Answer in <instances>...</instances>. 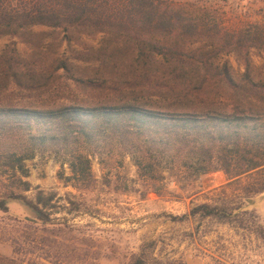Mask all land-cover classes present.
<instances>
[{
    "label": "trees",
    "instance_id": "trees-1",
    "mask_svg": "<svg viewBox=\"0 0 264 264\" xmlns=\"http://www.w3.org/2000/svg\"><path fill=\"white\" fill-rule=\"evenodd\" d=\"M34 25L104 33L113 44L97 51L121 59L124 73L107 91L74 77L103 93L44 101L11 87L14 77L20 80V61L0 55V171L23 190L38 191L34 200L6 193L1 212L9 215L10 202L19 200L45 229L64 224L48 211L54 194L24 179L30 175L27 162L42 153L68 166L70 174L61 172L60 178L76 188L94 184L95 157L106 165L114 156H130L147 189L158 195L166 183L185 189L190 180L223 170L228 185L237 187L234 205L204 203L193 215L248 212L253 198L264 194V81L251 77L252 49L264 51V24L228 29L188 1L0 0V36H22ZM223 53L237 55L245 67L241 76L228 62H216ZM87 55L94 53L79 58ZM58 67L69 71L67 61ZM251 214L259 218L255 210ZM146 256L142 252L132 264H146ZM0 264L36 260L0 253Z\"/></svg>",
    "mask_w": 264,
    "mask_h": 264
},
{
    "label": "rangeland",
    "instance_id": "rangeland-1",
    "mask_svg": "<svg viewBox=\"0 0 264 264\" xmlns=\"http://www.w3.org/2000/svg\"><path fill=\"white\" fill-rule=\"evenodd\" d=\"M173 1H188L211 12L228 29L264 24V0ZM109 44L113 41L104 33L34 25L22 36H0V55L20 61V80L14 77L10 82L20 96L73 102L103 93L75 78L101 84L106 91L110 83L122 80L121 59L97 51L107 50ZM81 53L94 56L83 60ZM251 57V77L264 81V51L252 49ZM111 60L116 61L115 68L109 67ZM61 61L68 62L69 71L58 67ZM216 62H228L236 77L245 71L234 53H223ZM217 91L225 93L223 88ZM27 163L30 175L24 179L46 195L54 194L48 211L53 221L64 224L45 229L32 220L33 214L22 202L11 201L9 215L0 211L3 255L26 262L35 259L36 264H132L145 251L146 264H264V194L253 198L250 212L219 217L191 213L204 203L234 205L237 187L228 185L223 170L202 174L185 189L166 183L158 195L147 189L130 156H114L106 165L95 157L94 184L79 188L60 178L61 172L70 174V169L62 168L53 154L42 153ZM14 180L0 171V197L15 191L36 199L37 189L23 190ZM241 223L245 228L237 226Z\"/></svg>",
    "mask_w": 264,
    "mask_h": 264
}]
</instances>
